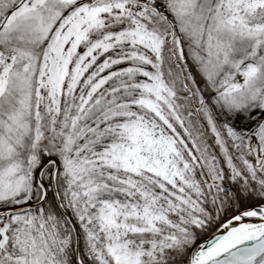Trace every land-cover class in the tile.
Returning a JSON list of instances; mask_svg holds the SVG:
<instances>
[{
	"label": "snow or ice",
	"instance_id": "obj_1",
	"mask_svg": "<svg viewBox=\"0 0 264 264\" xmlns=\"http://www.w3.org/2000/svg\"><path fill=\"white\" fill-rule=\"evenodd\" d=\"M0 264H264V0H0Z\"/></svg>",
	"mask_w": 264,
	"mask_h": 264
}]
</instances>
